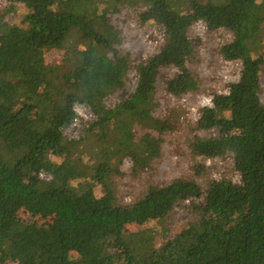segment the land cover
<instances>
[{
    "label": "trees",
    "instance_id": "trees-1",
    "mask_svg": "<svg viewBox=\"0 0 264 264\" xmlns=\"http://www.w3.org/2000/svg\"><path fill=\"white\" fill-rule=\"evenodd\" d=\"M169 1L33 0L20 10L9 0L0 8V264H264L263 68L247 48L264 0H190L189 15L165 10ZM146 22L167 39L148 60L127 37ZM199 22L229 37L212 54L217 70L214 60L204 65ZM229 64L233 94L215 97ZM204 95L213 104L197 108L191 124L218 133L198 151L230 155L239 184L211 193L210 183L201 201L193 175L152 181L164 147L193 136L181 121L185 105L162 116L160 101ZM75 106L87 115L75 116ZM187 201L196 203L189 213ZM23 208L53 225L18 220ZM127 226L138 229L125 234Z\"/></svg>",
    "mask_w": 264,
    "mask_h": 264
},
{
    "label": "rangeland",
    "instance_id": "rangeland-1",
    "mask_svg": "<svg viewBox=\"0 0 264 264\" xmlns=\"http://www.w3.org/2000/svg\"><path fill=\"white\" fill-rule=\"evenodd\" d=\"M189 1V2H187ZM170 0L168 3H165L166 7L165 10L169 12L177 13V15L181 13H186V15H189L191 13V4L190 0ZM201 3H205V5H208V2H204L203 0H200ZM9 0H0V8L7 6ZM211 6L214 5V2L210 1ZM14 6L19 7L20 10L22 9H32L33 8V0H18V4H14ZM21 12V11H20ZM258 20H256L252 25V38L250 40L249 45H247L251 60L256 61L262 65L263 72L261 74L259 83L261 81H264V11H262L260 14L257 15ZM202 24L201 26H198L195 29L197 30L198 36L200 35V38L203 42V49L201 51L203 52L202 57L204 59V65L211 64L214 60L215 67L212 69V71L217 70L216 63L217 61L215 58L217 56L212 57L213 52L216 54L218 53V48L223 45H228L227 42L229 41V37L226 33L221 32V35H214V34H208L206 33L205 25L202 22H199ZM139 25V27H138ZM154 24L152 22H146L141 26V24L137 23V26H129L128 27V33L127 37L128 39H135V47L138 48V52L140 53V57H145L147 60L151 59L152 57L158 55V51L165 45L166 37L164 36L161 38H158L157 34L155 33ZM140 31H142V34H139ZM206 31V32H205ZM221 36L220 38H218ZM167 40V39H166ZM28 48L30 51H36L38 53L45 54V50L40 47V44L38 41H30ZM215 54V55H216ZM70 59V55L67 54L64 55V61L63 65H66L68 60ZM218 59V58H217ZM219 61V59H218ZM208 70V69H207ZM236 68L232 66V64L225 65V68L222 72H218V86L216 90H214L213 95L215 97H226V95L233 94V88L232 85L234 84L235 77H236ZM207 78L213 79V72L207 71ZM135 76V75H134ZM137 81V77L135 76V82ZM129 84L126 85V90L128 89ZM218 90V91H217ZM128 93L125 91L123 93H120L119 97H127ZM257 102L261 108H264V87L257 91ZM213 96L204 95L200 99L197 100V102L190 101L188 99L185 100H179L177 103L171 101V100H164L160 101L161 107L159 109V113L162 116L169 115V109L170 107H176L181 108L182 105H185L186 112L188 114H183L185 117L181 118L182 124L185 125L184 119L188 121L186 123L187 129H189V134H193L192 137L187 139V145L186 142L184 143L185 139L179 140L176 144L175 142H172L170 145H167L164 147V159H163V166L159 169L157 177H155L152 181L153 184H160L162 182H166L172 178L177 177H183V176H192V178L187 179L190 180L191 183L197 185L198 189L200 190L201 201H204L206 199V194L204 192H207L210 183L212 184V190L211 193H214L221 183H231L234 185L239 184V178L236 174H234V167L232 165L230 155L225 156H219L216 159L210 158V157H204L199 153V144H202L204 139L209 138V136H213L216 138L218 126H216V132L213 133L209 131L207 135H202L203 131L198 130L197 124L193 123L191 124L194 115H196V109L205 108L204 104L208 106H212L213 102ZM203 105V106H201ZM163 107V109H162ZM182 110V111H183ZM74 115H87V110L82 106H75L74 107ZM220 120V118H219ZM181 126L178 125V127ZM185 126V127H186ZM184 127V129H185ZM184 133V132H183ZM180 134V133H179ZM172 141V140H171ZM175 143V144H174ZM125 166V168H123ZM129 167V164L124 163L119 169L121 171L126 172ZM201 176H203L201 178ZM196 181V183H195ZM185 206V210L189 213L192 212L196 203L187 201ZM124 205H130L128 203H124ZM17 219L23 222H33L38 227L42 229L49 228L53 225L52 221L49 219L42 217L39 214L33 213L29 211L27 208H23L18 214ZM151 223L145 224L143 227H150ZM175 227L173 228V231L175 230ZM137 226H127L124 230L125 234L133 233L137 230Z\"/></svg>",
    "mask_w": 264,
    "mask_h": 264
}]
</instances>
